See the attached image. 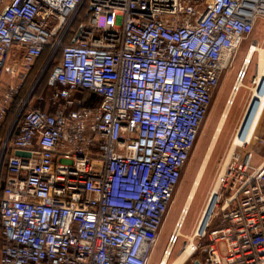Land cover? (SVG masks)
I'll use <instances>...</instances> for the list:
<instances>
[{"label": "built area", "instance_id": "obj_1", "mask_svg": "<svg viewBox=\"0 0 264 264\" xmlns=\"http://www.w3.org/2000/svg\"><path fill=\"white\" fill-rule=\"evenodd\" d=\"M260 23L264 0H0V131L45 49L59 53L52 109L31 92L0 144V264H149L222 73ZM237 147L181 250L200 264H264V136Z\"/></svg>", "mask_w": 264, "mask_h": 264}, {"label": "rangeland", "instance_id": "obj_2", "mask_svg": "<svg viewBox=\"0 0 264 264\" xmlns=\"http://www.w3.org/2000/svg\"><path fill=\"white\" fill-rule=\"evenodd\" d=\"M252 45L258 47L259 49L261 48L264 49L263 23H260L256 27L255 31L250 35V37H248L246 40L243 41V43L236 51L235 58L232 64L228 66L222 73L220 84L215 93L210 111L203 124L201 133L199 135L195 148L191 154L190 160L188 161V164L185 170L183 171L182 179L176 191L174 201L166 217L165 224L160 233L158 242L152 252L149 264H160L161 262L162 263L164 262L163 260L164 251L168 247L169 238L171 236H174L175 234L174 231L178 223V220L183 212V209L188 200L189 194L195 183L197 175L201 169V166L205 161L206 155L209 151L213 138L216 134L222 115L226 109L231 92L237 82V75L239 71L243 69V65L245 64V59L248 53L251 52V50L253 49V48L250 49V46ZM259 55L260 54L258 50L254 51L250 59L247 73L243 80L246 87H242L239 89L234 104L232 105L231 110L229 112V115L223 127L218 133L215 145L213 146L209 159L206 163L204 172L202 174L196 195L184 219L181 228L182 235L178 237L177 242L174 248L172 249V254L168 260V264H173V262H175L177 256L179 255L182 248L186 244L187 238L184 235H190L193 232L194 228L196 226L198 227L200 218L202 217L205 207L211 198V194L214 190L213 189L214 185L216 184V180L219 176L222 163L227 158L232 148V143L237 133V129L245 115L247 106L252 97L253 92L251 88L255 85V83H253V80L256 79L258 74ZM56 57H57L56 59H59L58 52ZM51 63H52V59L48 58L45 63L46 65L44 67L43 72H41V70L43 69L41 68L39 70V73L41 72V74L37 75V77H35V80L33 79L31 88L29 89V92L25 96L26 98L32 92L29 101L31 102V106L33 107H40L36 103L39 99H40L39 101L41 102L44 103L45 101L47 102L45 104L43 103L44 105H49V101H47V98L52 91V88H50V86L48 85V79L53 70L51 69L52 68ZM43 91H45L44 94ZM42 98L45 99V101ZM263 116H264V103L259 117L260 119L255 125V130L248 141L252 139L259 123L260 125L258 127V132H260L259 131L260 128H264L263 126L264 118L262 119ZM235 149L237 152L240 151L241 153L245 151L243 148H239L237 146ZM263 153H264V149L258 150L256 152L254 162H256L258 157L259 156L261 157ZM215 200L212 204V207H210L208 217L205 220L203 227L210 219ZM220 224H221L220 218H215L212 223V227H216ZM191 236H193V234ZM202 254L203 253H198L194 255L186 262V264H200L202 261Z\"/></svg>", "mask_w": 264, "mask_h": 264}, {"label": "bare ground", "instance_id": "obj_3", "mask_svg": "<svg viewBox=\"0 0 264 264\" xmlns=\"http://www.w3.org/2000/svg\"><path fill=\"white\" fill-rule=\"evenodd\" d=\"M252 50L251 52L248 53L246 59H245V64L243 65V70H247L248 69V65H249V62H250V59L254 53V51L258 50L259 51V65H258V74H257V77L254 81L255 85L251 88L252 89V97L249 101V104L247 106V109H246V112H245V115L237 129V133L234 137V140H233V143H232V148L228 154V158L231 157L232 153L234 152L236 146L241 143V142H244L245 140L248 141L254 130H255V125L257 124L258 120L260 119V114H261V111H262V106H263V103H264V49H259L258 47L256 46H252ZM242 87H246V85L244 84V81L242 80H237L232 92H231V95L229 97V100H228V103H227V106H226V109L222 115V118L220 120V123H219V126L217 128V131H216V134L213 138V141L211 143V146L209 148V151L206 155V158H205V161L203 162V165L201 166V169L197 175V178L195 180V183L192 187V190L189 194V197H188V200L185 204V207L183 209V212L178 220V223L176 225V228H175V231H174V235L175 236H181L182 235V231H181V228H182V225H183V222H184V219L186 217V214L188 213V210L190 209V206H191V203L196 195V192H197V189L199 187V184H200V180H201V177H202V174L204 172V169H205V166H206V163L209 159V156H210V153L213 149V146L215 145V142H216V139H217V136H218V133L219 131L221 130V128L223 127L228 115H229V112L231 110V107L232 105L234 104V101H235V98H236V95L238 94V91L240 88ZM248 135V136H247ZM218 186H219V181L217 183V185L215 186L212 194H211V198L210 200L208 201L206 207H205V210H204V213L202 215V217L200 218V221H199V230H202L206 225L203 227L204 225V222L205 220L207 219L208 217V213L210 211V207H212V204L214 202V200L216 199V192H217V189H218ZM214 208V206H213ZM212 212H213V209H212ZM212 215V213H211ZM211 217V216H210ZM203 227V228H202ZM192 234L190 235H184L187 239H192L193 240V236H191ZM193 246H194V243H190L188 248L186 250H183L179 253V255L177 256L175 262H173V264H186V262L189 260V252H191L190 250L193 249ZM170 250V247L168 248V251ZM163 264H168L167 260H168V256H164L163 257Z\"/></svg>", "mask_w": 264, "mask_h": 264}, {"label": "trees", "instance_id": "obj_4", "mask_svg": "<svg viewBox=\"0 0 264 264\" xmlns=\"http://www.w3.org/2000/svg\"><path fill=\"white\" fill-rule=\"evenodd\" d=\"M71 42H72V40L69 39V38H67L66 43L68 44V43H71ZM49 54H50V49L49 48H46L45 51L43 52V54L41 55V57L37 60L36 65H35V69L30 74L31 76H28V79L26 80V82H25V84L23 86V89L21 90L20 95L16 98L13 106L11 107L10 111L8 112L7 119H6V121H5L2 129L0 131V134L2 133V136L3 137H6V135L8 134V132H9L11 126H12V123H13L15 117L17 116V113H18V110L20 108V105H21L22 101L24 100L25 96L27 95V93L29 92V89L31 88V84H32L33 79L35 80V77H37V75L39 73V70L42 68V66H43L44 62L46 61V59L48 58ZM56 58L57 57H55L52 60V63H51L52 68L51 69H53V67L58 62V59H56ZM44 93H45V91H43V94ZM88 96H91V95L89 93H86L85 94V97L88 98ZM39 100L36 103H37L38 106H40V108H43L44 104L47 103V102L45 101V99H43L45 101V103L44 102H41ZM49 105L48 106L50 108H52V104L49 103ZM87 105H89V104H87ZM20 121L21 120L19 119L18 123L16 124V126L14 127V129L12 131V134H11V137H10V140L11 141L16 137V135H17V133L19 131ZM8 153H10L9 150L6 152V156L8 155ZM3 166H4L3 168H5V165L4 164H3ZM1 178L2 177H0V197H1V194H2V188H3V184H4L3 180H1ZM2 242H3V235H2V224H1V220H0V248L2 246Z\"/></svg>", "mask_w": 264, "mask_h": 264}, {"label": "crops", "instance_id": "obj_5", "mask_svg": "<svg viewBox=\"0 0 264 264\" xmlns=\"http://www.w3.org/2000/svg\"><path fill=\"white\" fill-rule=\"evenodd\" d=\"M22 55H23V52L22 51H18V50H16V49H14L13 50V52H12V55H11V58H10V62H11V64H13L15 67H16V69H17V71H20L21 70V68H22V65H21V61H22ZM48 59V58H47ZM47 59H46V61H47ZM46 61L44 62V64H43V66H42V68L45 66V63H46ZM36 65V64H35ZM35 65L33 66V69H32V71H31V73L34 71V69H35ZM30 73V74H31ZM29 74V76H31ZM38 75H39V73H38ZM9 80L11 81V77L9 76V77H7L6 78V80L5 81H7V82H9ZM43 108L44 109H47V110H51L52 108H50L48 105H44L43 106ZM264 118V116L262 117V119ZM261 119V120H262ZM261 122V121H260ZM264 124V123H263ZM259 125H260V123H259ZM259 125H258V127H259ZM264 126V125H263ZM258 127H257V129H256V131L255 132H257V134H259V135H262V136H264V128H260V132H258ZM5 140V137H3L2 136V133L0 134V144H1V142H3ZM260 150H262V149H260ZM264 157V153H263V155L260 157H258V159H257V161L255 162V164H258L261 160H262V158ZM1 158H2V155H1V151H0V177H2L1 178V180H3V182H5V179H6V175H7V173H6V164H5V162L4 163H2L1 162ZM3 164L5 165V168H3L4 166H3Z\"/></svg>", "mask_w": 264, "mask_h": 264}, {"label": "water", "instance_id": "obj_6", "mask_svg": "<svg viewBox=\"0 0 264 264\" xmlns=\"http://www.w3.org/2000/svg\"><path fill=\"white\" fill-rule=\"evenodd\" d=\"M79 33H80V30H78L76 36L74 37V39H73V43L76 41V39H77ZM45 65H46V64H45ZM44 67H45V66H44ZM40 73H41V72H40ZM40 73H39V74H40ZM16 121H17V119L13 122V126L16 124ZM15 154H16L17 156H23V157H28V156H30V153H29V152L22 151V150H17V151H15Z\"/></svg>", "mask_w": 264, "mask_h": 264}]
</instances>
